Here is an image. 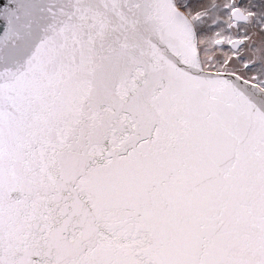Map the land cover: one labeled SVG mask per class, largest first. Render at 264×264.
Instances as JSON below:
<instances>
[{"label":"snow or ice","instance_id":"1","mask_svg":"<svg viewBox=\"0 0 264 264\" xmlns=\"http://www.w3.org/2000/svg\"><path fill=\"white\" fill-rule=\"evenodd\" d=\"M0 264H264V0H0Z\"/></svg>","mask_w":264,"mask_h":264}]
</instances>
